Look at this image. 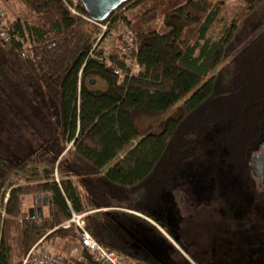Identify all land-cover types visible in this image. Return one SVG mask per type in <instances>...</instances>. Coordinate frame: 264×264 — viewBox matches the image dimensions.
I'll return each instance as SVG.
<instances>
[{
    "label": "trees",
    "instance_id": "trees-1",
    "mask_svg": "<svg viewBox=\"0 0 264 264\" xmlns=\"http://www.w3.org/2000/svg\"><path fill=\"white\" fill-rule=\"evenodd\" d=\"M23 1L37 18H8L28 44L0 40V110L11 106L35 147L0 137V264H22L39 240L79 243L76 226L53 230L73 213H85L105 249L160 264L130 235L142 221L157 228L130 211L155 220L158 197L212 165L257 181L249 162L264 144V0H243L230 19L215 0H128L101 22L132 33L128 56L124 34L108 55L96 49L100 26L62 0ZM137 8L133 20L124 14ZM66 260L96 264L84 251Z\"/></svg>",
    "mask_w": 264,
    "mask_h": 264
},
{
    "label": "rangeland",
    "instance_id": "rangeland-1",
    "mask_svg": "<svg viewBox=\"0 0 264 264\" xmlns=\"http://www.w3.org/2000/svg\"><path fill=\"white\" fill-rule=\"evenodd\" d=\"M215 1L221 7L220 15L223 19H230L243 3V0ZM0 5L6 10L10 20L19 19L24 23L37 18V14L23 0H0ZM138 9L125 10L124 14L133 20V13ZM117 26V30L109 31L107 25L106 31L101 29L98 35L95 48L102 49L105 55L112 52L119 35H126L125 26L122 23ZM221 27V22L214 23L209 34L212 39L217 37ZM24 44H28L27 41ZM87 79H94V86L97 88L107 87L106 82L96 76ZM2 107L1 139L11 148L15 147L11 142L14 136L22 145L26 141L27 145L35 147V142L13 114L11 106L6 104ZM21 107L24 108L23 104ZM21 107L19 106L22 111ZM151 121L152 119H145L141 124L146 127ZM68 147H71L70 143ZM19 149L21 150L20 147ZM259 151H254L252 155ZM250 174L254 177L251 171ZM56 178L60 176L56 174ZM251 178L240 179L227 173L219 165L209 166L206 171L190 172L171 192L157 198L156 203L161 211L155 214V220L159 224L142 213L130 211L158 229L143 221L139 222L130 231L133 241L157 258L160 264H264V184L260 185L257 178V181ZM3 191L6 202L8 190L4 188ZM23 205L26 211L36 207L30 196L24 198ZM153 209L151 207L152 211ZM3 218L2 208L0 228ZM65 244L74 251L70 253L66 249L51 248L43 243L40 247L65 257H73L75 251L80 249L79 243Z\"/></svg>",
    "mask_w": 264,
    "mask_h": 264
},
{
    "label": "built area",
    "instance_id": "built-area-1",
    "mask_svg": "<svg viewBox=\"0 0 264 264\" xmlns=\"http://www.w3.org/2000/svg\"><path fill=\"white\" fill-rule=\"evenodd\" d=\"M67 7L71 15L76 17H82L88 22L95 23L101 27L105 32L107 24L101 22L92 21L88 14H83V6L80 0H62ZM132 33L126 32L124 36V41L127 44L125 48V55H129V44L132 40ZM0 40L3 43H22L24 40L22 36L14 31V29L8 23V14L6 10L0 5ZM127 65L130 67L133 74L139 73L140 66L131 61L127 62ZM117 74L118 71H115ZM72 145V142L70 143ZM83 214L73 213L71 218L62 222L59 225H56L53 230L62 228L70 229L72 226H76L79 233V246L80 249L86 252L89 259L93 260L96 264H146L141 261H138L134 258L127 257L125 255L119 254L113 250H107L102 245H100L86 230L85 221ZM42 240L36 243L25 255L22 260V264H68L64 255L59 253H54L53 251L41 248ZM44 245V244H43ZM41 246V247H40Z\"/></svg>",
    "mask_w": 264,
    "mask_h": 264
},
{
    "label": "water",
    "instance_id": "water-1",
    "mask_svg": "<svg viewBox=\"0 0 264 264\" xmlns=\"http://www.w3.org/2000/svg\"><path fill=\"white\" fill-rule=\"evenodd\" d=\"M83 9L88 14L89 18L94 22L104 21L114 10L126 3L128 0H80ZM95 84V80L90 82ZM253 160L250 165L251 172L258 179L260 185L264 184V144L260 151L251 156ZM39 204V203H38ZM31 216L37 215L40 219L43 216V209L40 205L31 208L28 211Z\"/></svg>",
    "mask_w": 264,
    "mask_h": 264
},
{
    "label": "crops",
    "instance_id": "crops-1",
    "mask_svg": "<svg viewBox=\"0 0 264 264\" xmlns=\"http://www.w3.org/2000/svg\"><path fill=\"white\" fill-rule=\"evenodd\" d=\"M65 243H66L65 241H58V242H56L54 248H57V247L59 248L60 247V248H62L64 250L66 249V251H70V253L73 252L74 249L73 248L69 249L68 245L65 244ZM78 247H80V246H78ZM51 248H53V247L51 246ZM81 252H82L81 249L75 251V254L72 253L74 255L73 257H78Z\"/></svg>",
    "mask_w": 264,
    "mask_h": 264
},
{
    "label": "flooded vegetation",
    "instance_id": "flooded-vegetation-1",
    "mask_svg": "<svg viewBox=\"0 0 264 264\" xmlns=\"http://www.w3.org/2000/svg\"><path fill=\"white\" fill-rule=\"evenodd\" d=\"M253 160L252 159H250V162H249V164L251 165V162H252Z\"/></svg>",
    "mask_w": 264,
    "mask_h": 264
}]
</instances>
